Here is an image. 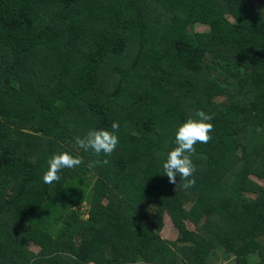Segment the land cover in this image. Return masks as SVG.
Masks as SVG:
<instances>
[{
	"label": "trees",
	"instance_id": "16d2710c",
	"mask_svg": "<svg viewBox=\"0 0 264 264\" xmlns=\"http://www.w3.org/2000/svg\"><path fill=\"white\" fill-rule=\"evenodd\" d=\"M197 110L212 139L185 189L162 165ZM113 122L110 156L78 148ZM64 151L83 163L44 183ZM218 250L264 264V0H0V264H208Z\"/></svg>",
	"mask_w": 264,
	"mask_h": 264
},
{
	"label": "clouds",
	"instance_id": "9594fccd",
	"mask_svg": "<svg viewBox=\"0 0 264 264\" xmlns=\"http://www.w3.org/2000/svg\"><path fill=\"white\" fill-rule=\"evenodd\" d=\"M195 116L198 119L188 118L180 124L175 133V144L172 150L167 153V158L163 162V174H165L170 183L175 184L176 178L184 180L183 187L185 189L195 185L193 174L196 172V167L192 160V155L195 154V145L199 143H208L212 139L210 133L213 131V125L209 121L213 116L206 114L203 110H197ZM112 130H89L83 137H75V143L79 149L84 151L91 150L97 156L104 154L110 156L116 149L119 139L117 132L119 123L113 122ZM108 163L107 159L102 161ZM48 169L43 175V181L46 184H52L60 180L59 173L63 169H72L80 166L83 163L81 157L74 156L69 152H60L54 154L47 161ZM101 161H94L90 167H95ZM75 259V257H69Z\"/></svg>",
	"mask_w": 264,
	"mask_h": 264
},
{
	"label": "rangeland",
	"instance_id": "374dc122",
	"mask_svg": "<svg viewBox=\"0 0 264 264\" xmlns=\"http://www.w3.org/2000/svg\"><path fill=\"white\" fill-rule=\"evenodd\" d=\"M204 32H206V28L203 26H199V25L193 26V27L188 29L189 35H194V34H199V33H204ZM213 75H214V77L216 76V74H213ZM153 108H154V106L151 105V106L143 108V111L144 112H150L153 110ZM81 212H83V214H86V207L85 206L81 208ZM162 220H163V226H162V229L158 232V236L160 239H162L164 241L171 242L175 239L176 231L172 227L171 222L167 218V216H164ZM184 224H185L187 229L193 230V226L189 221L184 220ZM32 249L34 251H37V249L35 247H33ZM206 260H207L208 264H224L227 261L225 255H223L221 253V251H219V250L216 252H213L211 254L210 259L207 258ZM87 264H92V263H90L87 260ZM174 264H182V263L180 262V260L178 258H175Z\"/></svg>",
	"mask_w": 264,
	"mask_h": 264
}]
</instances>
